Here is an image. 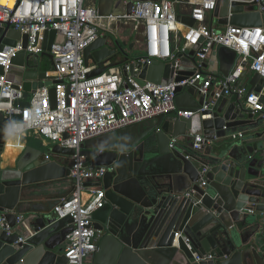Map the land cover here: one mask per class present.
<instances>
[{
	"label": "water",
	"instance_id": "1",
	"mask_svg": "<svg viewBox=\"0 0 264 264\" xmlns=\"http://www.w3.org/2000/svg\"><path fill=\"white\" fill-rule=\"evenodd\" d=\"M138 1L161 0H99L98 14L131 15ZM214 16L221 26L264 24L257 4L220 0ZM179 19L195 24L189 16ZM64 41L59 32L46 33L41 57L53 63L51 46ZM17 42H22V50L13 60L9 78L23 85L25 93L49 87L55 107L54 82L44 72H33L38 68L26 52L28 37L10 26L0 27V52ZM194 53L191 60L182 59L180 75L195 70ZM84 57L87 66L99 67L90 77L121 65L114 62L120 55L108 36L90 45ZM217 58L214 51L212 61ZM173 65L153 61L142 69L138 81L170 83ZM0 74H4L1 66ZM263 83L255 74L250 92L260 93ZM204 100L194 89L179 88L175 103L180 111L199 112ZM203 114L212 117L204 120L196 113L187 120L172 113L84 144L92 155L89 166L115 167L101 182L88 184L106 193L104 208L93 215V227L101 236L93 264H264V162L256 160L264 148L253 146L262 142L263 134L256 131L261 124L239 100L231 103L226 97ZM188 132L205 139L204 155L190 160L186 150L170 145L172 138ZM6 133L0 127V264H68L59 248L72 231V218L58 220L53 211L44 210L28 213L19 225L17 219L32 187L70 177L69 167L53 159L70 158L75 152L60 145L46 152L25 147L14 166L2 167ZM206 256L212 259H196Z\"/></svg>",
	"mask_w": 264,
	"mask_h": 264
},
{
	"label": "built area",
	"instance_id": "2",
	"mask_svg": "<svg viewBox=\"0 0 264 264\" xmlns=\"http://www.w3.org/2000/svg\"><path fill=\"white\" fill-rule=\"evenodd\" d=\"M98 1L0 0V27L10 26L28 37L27 55L39 57L44 53L46 33L56 31L65 37L63 44L54 42L50 51L53 63L47 78L54 82L55 107L50 88L46 86L34 91L29 103L22 105L26 100L24 87L9 78L22 42L0 52V66L4 69V74H0V114L8 118V133L23 136L36 132L51 144L75 152L67 158L73 193L58 202L53 212L58 220L67 217L73 220L64 249L68 264H87L99 251L101 236L93 227V215L104 208L106 193L88 184L99 183L115 171L114 166H89L92 155L84 148L87 141L172 113L187 120L196 113H201L204 120L210 119L211 115L203 113L218 99L231 96H236L249 113L264 121L262 94L240 85L247 71L264 80V24L257 28L218 26L214 13L220 0L138 1L134 2L131 15L118 18L100 17ZM232 2L257 4L264 14V0ZM180 16L191 17L194 26L183 23ZM105 20L133 29L143 57L90 77L99 67L87 66L84 54L99 38L106 37L101 24ZM219 48L232 50L240 57L237 68L223 78L207 72L204 66ZM192 51L195 52V70H186L183 72L189 75H180L181 61L191 60ZM153 61L174 63L172 82L165 85L139 83L142 69ZM179 88L194 89L205 99L199 112L177 109L175 100ZM204 144V137L192 136L186 159L196 157L203 151ZM170 145L178 146L179 138H172ZM22 221L23 217H18L17 224ZM8 231L11 232L9 227Z\"/></svg>",
	"mask_w": 264,
	"mask_h": 264
},
{
	"label": "crops",
	"instance_id": "3",
	"mask_svg": "<svg viewBox=\"0 0 264 264\" xmlns=\"http://www.w3.org/2000/svg\"><path fill=\"white\" fill-rule=\"evenodd\" d=\"M214 22L218 26L223 27V26L219 25V23L216 19ZM101 24L105 27V30H106L105 33L111 32L113 29V28H111L112 26L115 27L116 32H119L121 27H126V26L118 24L114 21H108V20L102 21ZM127 28H130V27H127ZM131 31H134V30L131 29ZM136 36H137V34H136ZM216 51L218 52L217 62L212 61V55H211L208 63H212V65L208 66L206 68V71L212 72L213 74H215L216 76H218L220 78L227 77L239 65L240 57L236 52L229 50V49L219 48ZM45 58L46 57H41V56L40 57H32L31 65L33 67L38 68V70L33 69V72H35V71H39V73L44 72L47 75V73L49 71L44 70ZM42 60H44V61L42 62ZM254 75L255 74L247 71L243 75V77L241 78L240 85L243 87H247L248 90H251L250 82H251ZM49 80H51V79H49ZM32 93L33 92L25 93L26 100L22 103L23 106H25L29 103L30 98L32 96ZM260 93L262 94V100L264 102V83H263V89ZM228 99L231 103H234V102L239 100L236 96L228 97ZM240 102L242 103V101H240ZM254 117H255L254 118L255 121L257 123L261 124V126L256 131L258 133H262L263 137L261 138V140H262L261 143H256L253 146L255 148H258V149H259V147H262V146L264 148V121L257 118V116H254ZM7 125H8V118L6 117V115L0 114V127H2L6 131ZM6 135H7V138L8 137L9 138L7 139V143L5 145L4 153L2 155L3 161H4V156L6 154V149H7V145H8L9 140H10V145H12L13 143H16V145H18L20 147H24L23 150L25 149V147H32L34 149L41 151V149H40L41 146L52 147V144L50 142L44 140L36 132H28L27 134H25L23 136H16L12 133L7 132ZM192 136L193 135H191L188 132L187 136L179 137V146L182 149L186 150L187 152H190L189 146L191 144ZM53 146H55V145L53 144ZM200 155H204L203 151L198 153L196 155V157H199ZM53 160H57L61 164L67 165L69 167L70 161L67 158L55 157ZM256 160H258L259 162H264V151L262 154H260L256 157ZM15 162H16V160L12 161L11 165L14 166ZM11 165L4 166V163H2V167H12ZM256 168H257V170H259L258 165H256ZM263 170H264V165H263ZM73 190H74V183L71 179L69 180V178L34 186L29 190V193H26V197H23V200H22L23 208L21 209V212L19 213L18 217L25 218V217H27L28 213L34 212V211L50 210V211L54 212L55 205H57L58 202H60L61 200L65 199L67 197H70L73 193ZM65 242L66 241H64L59 248V249H62L63 254H64V249H65ZM94 259H95V256L91 257L87 261V264H93Z\"/></svg>",
	"mask_w": 264,
	"mask_h": 264
},
{
	"label": "rangeland",
	"instance_id": "4",
	"mask_svg": "<svg viewBox=\"0 0 264 264\" xmlns=\"http://www.w3.org/2000/svg\"><path fill=\"white\" fill-rule=\"evenodd\" d=\"M111 28H113L112 31L107 32V34L111 42L114 43L117 47L118 53L120 55V57L118 58V60H120L119 62L125 63L124 60H136L143 57V52L140 50L141 45L137 43V36L134 31H131V29L127 27H121L120 31L116 32L115 27L112 26ZM43 61L44 60H42V62ZM44 66L45 71L52 70L51 61L48 58H45ZM53 147L54 146L52 144V147L41 146L40 149L41 151L46 152Z\"/></svg>",
	"mask_w": 264,
	"mask_h": 264
},
{
	"label": "bare ground",
	"instance_id": "5",
	"mask_svg": "<svg viewBox=\"0 0 264 264\" xmlns=\"http://www.w3.org/2000/svg\"><path fill=\"white\" fill-rule=\"evenodd\" d=\"M23 148L24 147H20L16 145V143H13L12 145H10V140H9L7 149H6V154L4 156V161H3L4 166L11 165L12 161L16 160L17 157L21 154Z\"/></svg>",
	"mask_w": 264,
	"mask_h": 264
},
{
	"label": "trees",
	"instance_id": "6",
	"mask_svg": "<svg viewBox=\"0 0 264 264\" xmlns=\"http://www.w3.org/2000/svg\"><path fill=\"white\" fill-rule=\"evenodd\" d=\"M106 34V36H108V34L107 33H105ZM115 61H117V60H115ZM120 61V60H119ZM119 61H117V63H119V64H122L121 62H119ZM128 60H124V62H127Z\"/></svg>",
	"mask_w": 264,
	"mask_h": 264
},
{
	"label": "flooded vegetation",
	"instance_id": "7",
	"mask_svg": "<svg viewBox=\"0 0 264 264\" xmlns=\"http://www.w3.org/2000/svg\"><path fill=\"white\" fill-rule=\"evenodd\" d=\"M114 47V46H113Z\"/></svg>",
	"mask_w": 264,
	"mask_h": 264
}]
</instances>
